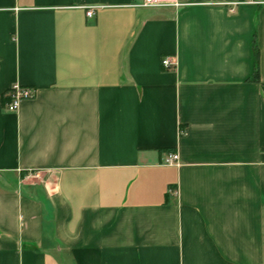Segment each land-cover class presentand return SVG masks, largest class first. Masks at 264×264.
<instances>
[{"label":"crops","instance_id":"crops-1","mask_svg":"<svg viewBox=\"0 0 264 264\" xmlns=\"http://www.w3.org/2000/svg\"><path fill=\"white\" fill-rule=\"evenodd\" d=\"M175 1L0 0V264H264V0Z\"/></svg>","mask_w":264,"mask_h":264},{"label":"built area","instance_id":"built-area-1","mask_svg":"<svg viewBox=\"0 0 264 264\" xmlns=\"http://www.w3.org/2000/svg\"><path fill=\"white\" fill-rule=\"evenodd\" d=\"M243 3L248 4H256L260 5L261 2H258V0H241ZM180 4L176 2L175 0H143V3L139 6L142 8H164V7H179ZM93 15L92 12L87 13V17H91ZM162 65L164 68L169 69L171 67H174V63L168 58H165L162 61ZM35 96V92L33 89L30 88H21L19 86H14L11 91L7 94L8 97V104H6V109L9 112L16 111L20 104L24 101H29L33 99ZM178 156L177 154L168 155L165 158L164 163L166 165H173L178 163ZM174 193V191H172Z\"/></svg>","mask_w":264,"mask_h":264},{"label":"trees","instance_id":"trees-1","mask_svg":"<svg viewBox=\"0 0 264 264\" xmlns=\"http://www.w3.org/2000/svg\"><path fill=\"white\" fill-rule=\"evenodd\" d=\"M254 57H255V63L253 68V77L254 79H257L258 74V50L256 46L254 47Z\"/></svg>","mask_w":264,"mask_h":264}]
</instances>
